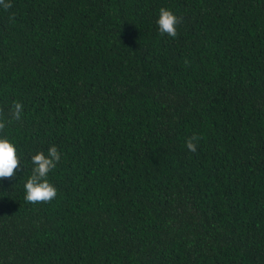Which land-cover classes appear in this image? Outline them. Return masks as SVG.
Here are the masks:
<instances>
[{
  "label": "trees",
  "instance_id": "1",
  "mask_svg": "<svg viewBox=\"0 0 264 264\" xmlns=\"http://www.w3.org/2000/svg\"><path fill=\"white\" fill-rule=\"evenodd\" d=\"M6 2L0 264H264V0ZM52 145L57 196L27 203Z\"/></svg>",
  "mask_w": 264,
  "mask_h": 264
},
{
  "label": "clouds",
  "instance_id": "2",
  "mask_svg": "<svg viewBox=\"0 0 264 264\" xmlns=\"http://www.w3.org/2000/svg\"><path fill=\"white\" fill-rule=\"evenodd\" d=\"M0 6L5 10L12 7L11 3L6 0H0ZM11 19V17H10ZM182 22L172 10L161 7L159 16L156 20L158 31L161 35L175 38L178 36L177 26ZM187 63V61H186ZM23 112V105L20 102H14L11 108V119L20 120ZM2 117V111H0ZM6 127V122L0 118V132ZM202 139L199 134H193L186 140L185 147L190 152H196L198 143ZM61 159V153L57 146L52 145L48 148L47 155L43 152H37L32 155L31 160L35 167L32 170L30 178L24 184L25 196L24 200L30 204H41L51 202L57 196L56 187L47 179L48 173L56 168ZM20 167V159L17 149L8 138H0V180L11 179L15 176Z\"/></svg>",
  "mask_w": 264,
  "mask_h": 264
}]
</instances>
